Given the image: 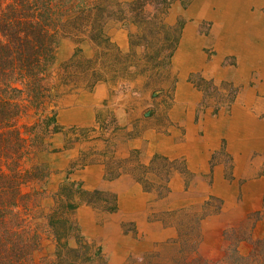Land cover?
<instances>
[{"label":"rangeland","instance_id":"374dc122","mask_svg":"<svg viewBox=\"0 0 264 264\" xmlns=\"http://www.w3.org/2000/svg\"><path fill=\"white\" fill-rule=\"evenodd\" d=\"M86 2L81 17L74 9L62 20L49 106L57 151L41 155L49 193L66 179L102 192L69 215L80 232L71 245L89 244L78 262L100 250V264H264V77L178 76L182 21L168 23V13L186 0ZM119 28L128 49L113 41ZM99 84L108 96L95 121L73 122ZM242 95L258 101L228 136L229 120L219 118ZM114 198L115 208L102 207Z\"/></svg>","mask_w":264,"mask_h":264},{"label":"trees","instance_id":"16d2710c","mask_svg":"<svg viewBox=\"0 0 264 264\" xmlns=\"http://www.w3.org/2000/svg\"><path fill=\"white\" fill-rule=\"evenodd\" d=\"M87 5L0 0V264H80L79 252L88 250L82 238L71 245L80 232L69 215L102 192L66 179L49 193L52 169L41 157L57 151L51 141L59 130L57 112L49 106L62 20L74 9L81 17ZM46 198L53 202L44 206ZM102 207L115 208V198ZM45 240L55 245L51 254L44 253ZM100 254L97 250L85 264H100L95 259Z\"/></svg>","mask_w":264,"mask_h":264},{"label":"crops","instance_id":"0c3cea01","mask_svg":"<svg viewBox=\"0 0 264 264\" xmlns=\"http://www.w3.org/2000/svg\"><path fill=\"white\" fill-rule=\"evenodd\" d=\"M178 19L182 25L172 51V63L178 76L188 77L201 72L220 77L228 74L264 77V0H186L183 6L180 2L173 5L168 13V23L174 24ZM113 34V41L128 49V31L119 28ZM232 57L236 64L222 65ZM107 96L106 86L97 85L94 94L88 97L90 103L87 106L73 108V122L93 123L96 106H100ZM249 96L251 99L247 102L249 97L242 95L243 101L234 103L228 116L225 112L221 114L219 121L225 118L230 124L226 135L231 134L233 127L241 128L244 116H250L248 112L258 98ZM247 125L243 127L246 131ZM243 129H240L242 135ZM254 133L255 128L252 135Z\"/></svg>","mask_w":264,"mask_h":264}]
</instances>
